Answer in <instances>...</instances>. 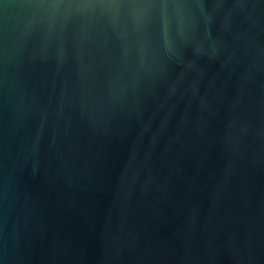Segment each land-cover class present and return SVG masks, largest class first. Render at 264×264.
<instances>
[{
    "label": "water",
    "instance_id": "95a60500",
    "mask_svg": "<svg viewBox=\"0 0 264 264\" xmlns=\"http://www.w3.org/2000/svg\"><path fill=\"white\" fill-rule=\"evenodd\" d=\"M0 264H264V0H0Z\"/></svg>",
    "mask_w": 264,
    "mask_h": 264
}]
</instances>
